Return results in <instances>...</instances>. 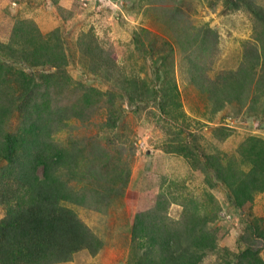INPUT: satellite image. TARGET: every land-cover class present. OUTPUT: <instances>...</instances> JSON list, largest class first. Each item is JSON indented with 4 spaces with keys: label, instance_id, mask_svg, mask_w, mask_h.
<instances>
[{
    "label": "rangeland",
    "instance_id": "374dc122",
    "mask_svg": "<svg viewBox=\"0 0 264 264\" xmlns=\"http://www.w3.org/2000/svg\"><path fill=\"white\" fill-rule=\"evenodd\" d=\"M56 1L0 0V43L24 20L43 35L58 31L62 70L12 64L59 82L49 89L45 113L50 141L75 160L60 174L72 199L61 205L103 244L95 256L81 251L62 264H160L157 237L177 232L191 212L206 221L202 230L214 239L195 263L234 264L246 248H260L255 237H264V194L235 208L197 154L229 159L251 137L264 142V113L250 114L242 101L214 111L195 82L198 72L209 81L237 69L244 46L258 35L264 0ZM85 47L92 49L89 56L82 54ZM98 50L118 67L114 89L109 75L116 72L104 71ZM90 88L110 95L99 96L78 118ZM111 114L117 116L113 127ZM20 125L15 111L5 128L12 133ZM136 222L141 229L134 238ZM153 224L161 234L155 236ZM256 257L264 261L262 247Z\"/></svg>",
    "mask_w": 264,
    "mask_h": 264
},
{
    "label": "trees",
    "instance_id": "16d2710c",
    "mask_svg": "<svg viewBox=\"0 0 264 264\" xmlns=\"http://www.w3.org/2000/svg\"><path fill=\"white\" fill-rule=\"evenodd\" d=\"M261 17L260 26H255L258 35L244 46L237 69L221 72L209 81L198 72L195 83L208 94L214 111L242 101L250 104L247 107L250 114L264 113V14ZM59 43L58 31L43 35L33 22L25 20L13 27L7 43H0V161L6 163L0 167V206L5 208V216L0 219V264H62L71 261L78 252L95 256L103 248L101 240L76 214L61 205L72 199L68 198L69 191L60 174L70 169L67 162L75 165V160H66L63 151L50 141V119L45 115L50 109L49 89L60 84L48 81L50 75L43 76L40 71L24 72L13 66L18 64L32 70L49 66L62 70L65 56ZM88 50L91 47H85L82 54L89 56ZM96 53L94 56L102 62L104 71L116 72L109 75L114 89V83L120 78L118 67L113 61H107L109 55L104 51ZM41 85L46 89L38 94ZM85 90L82 106L76 107L78 118L83 108L94 105L99 96L110 95L91 88ZM108 106L111 110L113 102ZM15 111L20 114L22 125L11 133L5 124ZM114 112L113 109L110 113ZM116 120L117 116L112 114L108 117L112 127ZM198 154L205 169L225 187L235 208H242L259 193L264 194L263 141L255 137L247 139L229 159L208 156L201 151ZM205 224L206 221L191 212L184 215L177 232L157 237L160 264H197L198 252L212 248L214 242L202 230ZM140 225L135 223V231L133 227L134 238L139 236ZM151 230L155 236L162 231L154 224ZM255 238L264 249V237ZM260 248H246L242 259L234 264H264L256 257Z\"/></svg>",
    "mask_w": 264,
    "mask_h": 264
}]
</instances>
